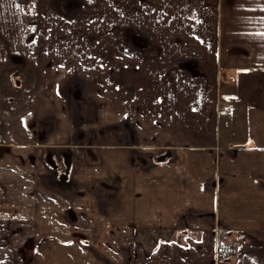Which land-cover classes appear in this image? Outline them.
I'll list each match as a JSON object with an SVG mask.
<instances>
[{
  "label": "crops",
  "instance_id": "0c3cea01",
  "mask_svg": "<svg viewBox=\"0 0 264 264\" xmlns=\"http://www.w3.org/2000/svg\"><path fill=\"white\" fill-rule=\"evenodd\" d=\"M0 69V264H264V0H0Z\"/></svg>",
  "mask_w": 264,
  "mask_h": 264
},
{
  "label": "built area",
  "instance_id": "2783aa9c",
  "mask_svg": "<svg viewBox=\"0 0 264 264\" xmlns=\"http://www.w3.org/2000/svg\"><path fill=\"white\" fill-rule=\"evenodd\" d=\"M230 107H225V110H229ZM242 238L237 235H231L225 237L224 245H219L216 252V259L221 262H228L234 259L241 250Z\"/></svg>",
  "mask_w": 264,
  "mask_h": 264
},
{
  "label": "rangeland",
  "instance_id": "374dc122",
  "mask_svg": "<svg viewBox=\"0 0 264 264\" xmlns=\"http://www.w3.org/2000/svg\"><path fill=\"white\" fill-rule=\"evenodd\" d=\"M2 72H4V70L0 69V95H3V96L4 95H9V96H15V97L19 96L17 92L9 90L8 85L14 86L17 83H20L21 82V77H19V76L15 77V75L14 76H5L4 77V75L6 73L4 72L5 73L4 74ZM8 118H10L9 115H8ZM0 123H1V120H0ZM59 158H60L59 160L61 162L62 159L64 158V156L61 155V156H59ZM67 175H68V173L62 172V176L67 177ZM231 235L232 234H230L228 236H231Z\"/></svg>",
  "mask_w": 264,
  "mask_h": 264
},
{
  "label": "flooded vegetation",
  "instance_id": "af4514ba",
  "mask_svg": "<svg viewBox=\"0 0 264 264\" xmlns=\"http://www.w3.org/2000/svg\"><path fill=\"white\" fill-rule=\"evenodd\" d=\"M52 159H53V158H52ZM62 160H64V158H63ZM56 166H57L58 169H60V166H58V165H56Z\"/></svg>",
  "mask_w": 264,
  "mask_h": 264
},
{
  "label": "water",
  "instance_id": "95a60500",
  "mask_svg": "<svg viewBox=\"0 0 264 264\" xmlns=\"http://www.w3.org/2000/svg\"><path fill=\"white\" fill-rule=\"evenodd\" d=\"M162 161H164L165 160V157H162V159H161Z\"/></svg>",
  "mask_w": 264,
  "mask_h": 264
}]
</instances>
